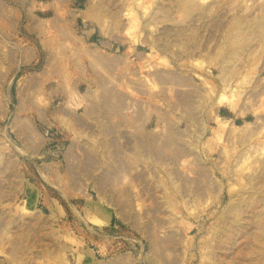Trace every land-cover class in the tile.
<instances>
[{
  "label": "rangeland",
  "instance_id": "1",
  "mask_svg": "<svg viewBox=\"0 0 264 264\" xmlns=\"http://www.w3.org/2000/svg\"><path fill=\"white\" fill-rule=\"evenodd\" d=\"M263 17L0 0V264H264Z\"/></svg>",
  "mask_w": 264,
  "mask_h": 264
},
{
  "label": "crops",
  "instance_id": "2",
  "mask_svg": "<svg viewBox=\"0 0 264 264\" xmlns=\"http://www.w3.org/2000/svg\"><path fill=\"white\" fill-rule=\"evenodd\" d=\"M12 60L11 70H15V76L21 80V84H35V45L29 49H15Z\"/></svg>",
  "mask_w": 264,
  "mask_h": 264
},
{
  "label": "bare ground",
  "instance_id": "3",
  "mask_svg": "<svg viewBox=\"0 0 264 264\" xmlns=\"http://www.w3.org/2000/svg\"><path fill=\"white\" fill-rule=\"evenodd\" d=\"M251 29H255V32H256V34L258 35V37H259V39L262 41V42H264V17L262 18V19H260V20H258V21H256L254 24H253V26L251 25L250 27H249V30H251ZM240 37V33L237 35V39ZM243 41L241 40V38L240 39H238V42H237V44H241ZM225 74V73H224ZM229 74H227V76H228ZM225 77V76H224ZM223 97V96H222ZM221 97V98H222ZM225 97V96H224ZM222 100H223V98H222ZM221 101V100H220ZM226 101H228L229 103H230V101H231V98H230V100H227L226 99ZM228 102H226V103H228ZM233 102H235V101H233ZM232 101H231V103L230 104H232L233 103ZM223 103H225V101L223 102ZM228 103V104H229ZM236 104V103H235ZM233 105H234V103H233ZM232 106V105H231ZM233 108V107H232Z\"/></svg>",
  "mask_w": 264,
  "mask_h": 264
}]
</instances>
